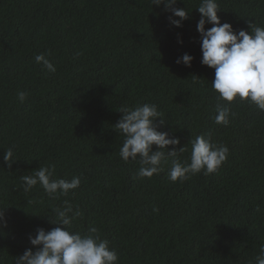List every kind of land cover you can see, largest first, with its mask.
<instances>
[{
    "label": "trees",
    "instance_id": "16d2710c",
    "mask_svg": "<svg viewBox=\"0 0 264 264\" xmlns=\"http://www.w3.org/2000/svg\"><path fill=\"white\" fill-rule=\"evenodd\" d=\"M217 3L221 21L237 31L249 21L264 26V0ZM198 4L177 3L191 12L176 28L152 0H0L3 264L32 247L28 237L38 228L57 226L49 219L64 200L82 213L71 231L97 227L118 264H255L264 245V111L218 100L215 70L201 63ZM185 53L194 57L191 67L176 63ZM41 54L55 73L36 62ZM144 103L164 114L160 131L180 139L177 151L187 145L177 154L182 161L190 139L211 133L229 148L227 162L211 175L173 183L168 157L159 174L140 179L139 158L119 156L124 136L113 125L121 106ZM225 104L236 115L218 125L216 109ZM45 165L55 166L54 178L81 177L80 187L59 199L39 185L25 192L22 177Z\"/></svg>",
    "mask_w": 264,
    "mask_h": 264
},
{
    "label": "clouds",
    "instance_id": "9594fccd",
    "mask_svg": "<svg viewBox=\"0 0 264 264\" xmlns=\"http://www.w3.org/2000/svg\"><path fill=\"white\" fill-rule=\"evenodd\" d=\"M178 2L180 0H152L153 5L163 6L169 13L168 21L173 27L181 28L191 11L176 7ZM196 10L201 14L196 24L200 34L201 63L215 70L211 86L218 100L231 103L239 99L264 111V26L249 21L248 30H235L231 23L221 21L217 0H199ZM209 24L212 27L206 28ZM178 43H183L179 34ZM35 59L48 72H56L55 65L44 54L37 55ZM193 59L192 55L185 53L177 58L176 63L191 67ZM26 97L24 91L17 93L21 103ZM118 112L122 115L113 129L124 136L119 156L124 162L139 158L140 167L136 175L140 179L159 174L168 157L172 158L168 179L173 183L186 181L189 174L211 175L228 160L229 148L213 142L211 133H208L190 139V156L182 161L177 154L187 151V145L177 151L174 146L180 144V139L160 131L167 120L156 104L121 106ZM216 112L215 123L224 126L230 123V116L236 115L227 104L218 105ZM154 146L158 150H154ZM13 158V150L6 149L4 161L9 168L15 162ZM54 175V165L34 169L31 175L22 177L24 191L30 192L39 185L49 197L59 199L67 197L81 185L79 176L67 180L54 178ZM5 210H0V221L6 227ZM53 211L55 217L49 221L57 226L50 231L41 227L35 235L30 234L28 239L32 247L15 257V264H118L117 252L110 247L109 240L101 238L97 227L90 226L83 234L71 231L73 221L82 215L78 206L74 209L69 200H64L63 207ZM0 264H3L2 259ZM255 264H264V245L255 257Z\"/></svg>",
    "mask_w": 264,
    "mask_h": 264
}]
</instances>
